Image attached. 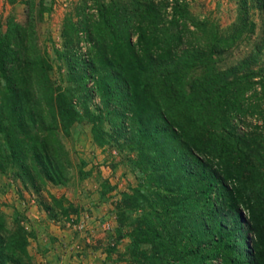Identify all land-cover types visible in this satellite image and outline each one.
I'll return each mask as SVG.
<instances>
[{"label":"trees","instance_id":"16d2710c","mask_svg":"<svg viewBox=\"0 0 264 264\" xmlns=\"http://www.w3.org/2000/svg\"><path fill=\"white\" fill-rule=\"evenodd\" d=\"M68 1L78 19L65 15L56 52L71 67L68 83L84 89L91 79L102 101L124 103L120 132L146 160L144 180L118 205L120 231L138 213L122 233L132 259L264 264V0H255L257 41L226 67L219 56L247 32L244 21L222 36L190 0ZM81 42L85 53L70 55ZM51 62L30 11L24 23L10 19L0 33V169L15 163L63 183L61 134L79 120L80 88L71 95L55 83ZM26 242V230L0 214V264H31Z\"/></svg>","mask_w":264,"mask_h":264},{"label":"rangeland","instance_id":"374dc122","mask_svg":"<svg viewBox=\"0 0 264 264\" xmlns=\"http://www.w3.org/2000/svg\"><path fill=\"white\" fill-rule=\"evenodd\" d=\"M25 1L0 0V33L7 30L10 19L26 22L29 10L40 45L52 60L51 77L55 83L69 84L73 95L80 87L68 83L72 79L71 67L56 52L63 50L65 15L70 13L76 20L78 14L68 0H32V8ZM190 2L192 11L217 24L222 36H228L243 21L248 23L247 32L219 56L221 67L244 57L257 41L263 17L255 0ZM84 51L86 47L81 42L69 53L78 55ZM71 59L75 61V57ZM114 81L113 78L112 84ZM86 85L73 99L79 120L69 126L66 134H61L69 158L65 182L54 183L37 177L35 172L26 174L15 163L0 169V214L11 230L16 226L26 230L31 264H138L130 254L131 237L122 236L138 213H130L121 231L117 215L124 194L132 193L144 180L140 165L146 160L138 157L135 141L120 132L124 103L118 99L102 101L98 92L90 91L91 79ZM146 138L153 145L160 144L159 134L147 132Z\"/></svg>","mask_w":264,"mask_h":264}]
</instances>
